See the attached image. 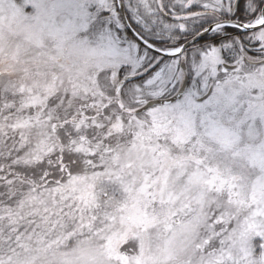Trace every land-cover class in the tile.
<instances>
[{"label": "snow or ice", "instance_id": "obj_1", "mask_svg": "<svg viewBox=\"0 0 264 264\" xmlns=\"http://www.w3.org/2000/svg\"><path fill=\"white\" fill-rule=\"evenodd\" d=\"M0 264H264V0H0Z\"/></svg>", "mask_w": 264, "mask_h": 264}]
</instances>
